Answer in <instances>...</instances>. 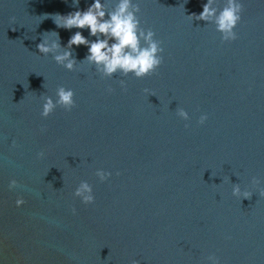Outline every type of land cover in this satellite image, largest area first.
<instances>
[{
    "label": "water",
    "instance_id": "1",
    "mask_svg": "<svg viewBox=\"0 0 264 264\" xmlns=\"http://www.w3.org/2000/svg\"><path fill=\"white\" fill-rule=\"evenodd\" d=\"M91 2L0 0V264H206L211 253L264 264V197L251 185L264 187V0H243L231 42L187 17L206 0H136L164 49L141 79L101 77L80 62L84 45L73 46V71L39 54L53 31L61 47L76 31L94 40L53 20ZM59 86L76 106L42 118L40 97ZM97 169L112 175L101 182ZM13 178L20 187L9 191ZM81 180L93 205L73 196ZM232 183L251 198L233 196Z\"/></svg>",
    "mask_w": 264,
    "mask_h": 264
},
{
    "label": "clouds",
    "instance_id": "2",
    "mask_svg": "<svg viewBox=\"0 0 264 264\" xmlns=\"http://www.w3.org/2000/svg\"><path fill=\"white\" fill-rule=\"evenodd\" d=\"M73 5H79V0H72ZM112 7H107L103 0H92L85 10H76L66 15L55 14L54 23L58 28L65 29H87L89 36L95 37L89 40L81 31H76L68 39L66 46L61 47L59 34L50 32L51 36L43 35L42 41L37 44L39 54H51L54 61L68 71H73L80 62H87L95 67L101 77L112 78L116 74L121 76L132 75L137 79L153 74L163 62L162 42L155 38V32L151 28L141 26L138 13L139 3L136 0H112ZM244 11L243 0H223L220 7L219 0H206L202 5V11L187 15L190 20L204 21L215 26V30L220 33L223 42H231L237 39L235 31L237 25L242 20ZM55 37V39L51 38ZM84 45L87 48V55L84 60L78 62L74 56L73 46ZM119 84L122 89L126 88V81L121 79ZM112 88L107 92L111 93ZM150 95L148 89L144 90ZM75 93L71 88L59 86L55 90V99L52 96L43 95L40 115L42 118L50 116L57 107L65 111H71L76 106ZM176 116L184 121H189L188 111L180 107L176 109ZM208 119L207 113H202L197 121L203 125ZM188 125L186 124L185 127ZM43 131V129H42ZM44 151L37 153V158H43ZM118 174V173H117ZM96 177L101 182L108 180L112 173L104 169L95 171ZM229 179V178H228ZM262 181L253 177L251 185L258 190L261 197H264V187ZM20 187L19 182L13 178L8 182L9 191H14ZM232 195L235 197L250 199L252 192L242 190L240 184L232 183ZM73 196L79 198L84 205H93L95 195L93 186L86 180H81L75 187ZM26 203L23 196L18 195L15 199V206L20 208ZM72 215H77V209L71 208ZM138 264V261H133ZM206 264H221L215 253L206 256Z\"/></svg>",
    "mask_w": 264,
    "mask_h": 264
}]
</instances>
